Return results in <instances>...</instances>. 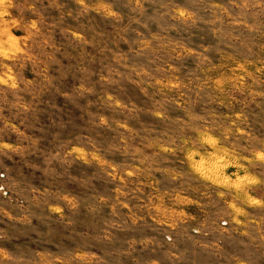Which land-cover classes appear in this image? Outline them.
I'll return each mask as SVG.
<instances>
[{
	"label": "rangeland",
	"instance_id": "1",
	"mask_svg": "<svg viewBox=\"0 0 264 264\" xmlns=\"http://www.w3.org/2000/svg\"><path fill=\"white\" fill-rule=\"evenodd\" d=\"M0 264H264V0H0Z\"/></svg>",
	"mask_w": 264,
	"mask_h": 264
},
{
	"label": "trees",
	"instance_id": "2",
	"mask_svg": "<svg viewBox=\"0 0 264 264\" xmlns=\"http://www.w3.org/2000/svg\"><path fill=\"white\" fill-rule=\"evenodd\" d=\"M47 103H48V99H43L42 98V105H40V109L46 110L47 108H45V106H46ZM50 104H54L56 106L62 107L63 106V104H62V98L61 97H56L54 99V101H52V103H50Z\"/></svg>",
	"mask_w": 264,
	"mask_h": 264
}]
</instances>
